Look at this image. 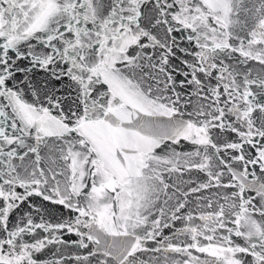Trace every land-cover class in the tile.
Instances as JSON below:
<instances>
[{"label": "snow or ice", "instance_id": "1", "mask_svg": "<svg viewBox=\"0 0 264 264\" xmlns=\"http://www.w3.org/2000/svg\"><path fill=\"white\" fill-rule=\"evenodd\" d=\"M252 62L264 0H0V264H264Z\"/></svg>", "mask_w": 264, "mask_h": 264}, {"label": "water", "instance_id": "2", "mask_svg": "<svg viewBox=\"0 0 264 264\" xmlns=\"http://www.w3.org/2000/svg\"><path fill=\"white\" fill-rule=\"evenodd\" d=\"M174 35H176L177 37H179L181 34L180 33H174ZM180 42V41H178ZM182 44V46H184V42H180ZM251 68L254 74L256 73H261L264 74V69H261V67L256 64L255 62L251 63ZM42 77L43 74L42 73H37L35 79L37 82L42 83ZM180 79H183V77H180ZM181 91L184 92V101L187 100H191V104L188 105V107L185 109V112H192L193 108L199 103L198 98L196 96H190L188 95V93L192 92L191 88H186V89H182ZM26 99H31V95L30 93L26 96ZM187 118V117H185ZM180 149H184L187 150V148L185 147V142H182L181 145L179 146ZM195 176V174H193V177ZM185 180L189 179V177L186 175L184 177ZM18 191H22L21 189H18ZM207 195V193L205 194ZM193 200L195 199V197L192 198ZM30 203H34L35 205L40 207V211H41V215H44L45 219H50L53 223L58 222L60 220L63 219H67L69 216V212L68 210L64 209L63 206L60 205H54L51 204L48 201H43L42 198L39 197H33L32 200L30 201ZM190 207H195L194 204L190 205ZM28 211V204H24L20 210L19 213L14 214L13 215V220H16L18 218V216L24 212ZM187 211V210H186ZM33 213H34V218L38 221L40 219L39 216L35 215V210L33 209ZM45 213H47V215H45ZM182 221L181 222H177L175 224V228H179L182 225ZM174 231V229H169V230H165V235H170L171 232ZM66 237L68 236V234H65ZM70 239H76V237L74 235H71L69 237ZM181 239H184V237H181ZM152 247H154L155 245H151ZM71 251H75V249H71ZM152 254L151 253H145L141 258L142 259H149L150 256Z\"/></svg>", "mask_w": 264, "mask_h": 264}]
</instances>
